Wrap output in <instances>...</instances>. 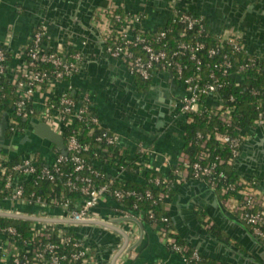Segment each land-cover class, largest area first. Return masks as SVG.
<instances>
[{"label": "built area", "instance_id": "1", "mask_svg": "<svg viewBox=\"0 0 264 264\" xmlns=\"http://www.w3.org/2000/svg\"><path fill=\"white\" fill-rule=\"evenodd\" d=\"M119 9L109 5L95 16L107 53L125 62L130 72L143 81H151L157 72L170 74L182 89L176 106L187 122L195 114L210 111L228 128L214 131L230 152L228 161L211 153V133L198 132L197 159L191 162L184 153V158L177 161V185L189 179L206 180L221 197L223 206L237 214L264 242V195L260 183L246 176L231 180L223 167L226 162L232 165L239 156L248 131L235 127L231 132L236 92L242 90L245 81L255 82L260 77L261 88H250V93L258 98V118L252 127L264 124V60L248 51L238 32H216L206 14L189 11L176 2L169 3L162 28H146L144 9L125 13ZM87 43V39H82L78 45L65 46L47 25H41L17 52L9 41L0 44V96H4L5 89L2 77L15 87L17 94L11 111L0 108V123L4 116L8 119L7 137L8 133L12 139L32 130L31 121L37 120L63 137L67 151L63 154L50 141L48 147L41 145L39 150L16 159L0 150V216L29 222V236L15 225L0 224V264H100L97 251L83 238L81 229H108L111 216L100 207L110 201L117 202L123 217L141 222L147 217L158 237L185 264H203L197 249L178 241L170 216L157 217L153 209L139 208L144 200H151L153 205L165 201L169 211V194L123 187L129 168L130 174L143 180L149 172L169 174V160H165L164 170L153 158V148L143 142H139L133 155L125 152L122 135L104 126L90 92L77 94L72 86L60 89L62 83L80 74ZM9 50L13 52L11 60ZM227 88L232 91L224 98L222 92ZM20 118L29 123L28 128L19 125ZM86 138H94L98 144L92 158L102 152L107 154L106 161H116L105 180L106 173L88 162L86 152L90 145L83 142ZM123 157L129 167L121 162ZM127 157L137 159L131 161ZM58 180H62L60 190L56 188ZM28 181H33L31 188L26 187ZM149 181L155 186L166 182L161 177ZM43 182L54 185L46 195L39 193ZM127 202H131V208ZM128 224V233L136 236L138 224Z\"/></svg>", "mask_w": 264, "mask_h": 264}, {"label": "crops", "instance_id": "2", "mask_svg": "<svg viewBox=\"0 0 264 264\" xmlns=\"http://www.w3.org/2000/svg\"><path fill=\"white\" fill-rule=\"evenodd\" d=\"M170 2L177 1L0 0V44L9 41L11 48L17 52L28 42L33 31L41 25H47L50 32L65 46L74 43L78 45L80 40L87 39L88 43L83 48V67L80 74L62 83L60 89L66 90L72 86L74 93L90 92L104 126L122 135V146L125 152L133 155L138 149L139 142L148 144L155 151L153 158L156 163L167 170L166 159L169 160L171 167L178 165L177 161L184 158V139L181 133L186 117L181 115V124L176 128L172 123L158 134H147L140 130L139 126L131 127L128 122H121L119 117L123 115V108L115 104L117 100L115 98L120 97V102L125 107L133 101L131 98L133 90H136L137 94L140 93V96L145 93L142 92L141 87L152 91L158 102L160 99L167 101V96L171 92L175 93V96L181 95L182 89L166 72H157L146 88L135 76L137 83L135 89L127 64L122 63L120 59H113L107 53L99 37L95 16L99 9L109 5H116L128 12L144 9L147 13L145 26L153 29L166 22ZM208 4L214 9L213 13L211 8L204 9L202 12H192L206 14L216 32H238L248 51L264 60V3L262 1L209 0ZM180 5L189 9L185 3ZM226 17L230 18L231 22L225 21ZM263 146L264 131L255 134L248 129L240 154L232 164L240 177L246 176L257 180L256 173L251 174L246 169L252 168L257 171L258 165L264 164ZM199 180L206 182L203 179ZM196 181L197 179H189L176 188L170 203L171 219L174 216L182 232L186 236H195L194 239L201 237L199 225L203 231L206 230L221 237L226 245L220 244L216 252L209 251V255H213L216 259L202 254L208 260L228 264H264V257L259 256L260 250L264 249L260 244L264 245V242L257 241L248 225L237 214L226 209L221 202V197L216 193L218 197L216 198L203 182L186 187L188 183ZM259 185L264 195V184ZM118 206L117 202L110 201L100 207L103 213L111 216L108 229L90 227V229H98L101 233L99 237L102 239L99 243L94 245L88 241L97 251L100 264H185L181 256L173 252L158 237L152 224L144 221H142L143 238L134 249H131L139 240L141 228L138 225L136 236L131 235L130 238H125L123 235L127 236L129 224L121 222L123 216ZM227 211L233 215H228ZM172 224L178 231L173 219ZM214 227L218 232L212 230ZM84 229L86 228H82L81 232ZM178 236L181 238L180 234ZM115 242H119V248L111 249L113 245L110 244ZM121 252L123 256L119 259ZM228 252L233 255L231 256Z\"/></svg>", "mask_w": 264, "mask_h": 264}, {"label": "trees", "instance_id": "3", "mask_svg": "<svg viewBox=\"0 0 264 264\" xmlns=\"http://www.w3.org/2000/svg\"><path fill=\"white\" fill-rule=\"evenodd\" d=\"M121 13H125V10L119 9L118 10ZM164 26H161V28ZM166 27V26H165ZM9 59L11 60L13 57L12 50H9L8 52ZM261 76V74L259 75ZM262 78L260 77L259 80L255 82L245 81V84L242 87V90L239 91L237 95V102L235 103L236 108L233 116V126L231 128V132L234 130L233 128L239 127L241 129L247 130L250 127L253 126L255 121L258 118V109H257V100L258 98L253 96L250 93V88H261L262 86ZM139 82L141 85H143L144 88L149 86L150 81H143L139 79ZM1 84L4 85V96L3 94L0 96V108L3 111H11L14 103L17 99V94L15 93V87L11 84H9L8 81L5 80L4 77L1 78ZM232 91L231 88H227L225 91L223 90L222 95L224 98L228 96L229 92ZM18 123L21 127L24 129L29 127V123L24 121L22 118L18 119ZM215 128H219L220 131H227V127L221 123L218 116H214L211 114L210 111L201 112L199 114L193 115V120L191 122L185 121L182 129V138L184 139V152L189 155V159L191 162L195 161L197 159V154L200 151L199 143L197 142L196 134L198 132L202 133H211L212 138L210 141V151L214 154H219L223 158H225L227 161L230 156V152L228 148L220 142V140L217 139L215 136ZM22 134V132L20 133ZM8 138H11V135L8 133ZM84 143H89L90 149L88 152H86V157L88 159V162L90 164H93L96 168L104 171L106 173L107 179L109 173V170L111 167H115V160H105L107 157V154L100 152V156L98 158H92L91 154L93 153V150L96 149L98 144L94 140V138H86L83 140ZM129 158V157H127ZM131 161L137 159V157H130ZM126 158L123 157L121 159V162L126 164L128 167L130 166L129 162L125 163ZM120 164V163H119ZM180 167L179 165H172L169 174L165 175L162 172H149L147 173L146 179L139 180L135 176L130 174L131 169H128V176L126 177V181L123 183V187L129 188V189H139L142 191H145L147 189H151L154 194H158L160 191H164L165 193L170 195V201H172L176 188L179 186L177 185V174H175V170ZM226 170L227 174L229 175L231 180H235L240 177V174L237 173V171L233 168L231 164L226 162V164L223 166ZM130 171V172H129ZM154 177H161L163 180H166V182H163L160 186L152 185L149 181L150 179ZM102 179L100 181H103ZM1 183V179H0ZM120 182L117 180V185H119ZM33 185V181H28L26 183V187L31 188ZM39 193L42 191L44 195L46 193L50 192V189L52 188L51 183L49 182H43L40 184ZM62 187V180H58V187L57 190H60ZM71 197L79 198V195H72ZM165 201L160 202L158 205H153L151 200H144L139 204V208L141 210L147 211L148 209H153L157 215V217H161L162 215L170 216V211L165 209ZM127 206L129 208L132 207L131 202H127ZM145 223L151 224L150 220L146 217L143 219ZM0 224L7 225L12 224L15 225L20 232L24 233V236H29V222L23 219H15V218H9V217H3L0 216ZM173 225V224H172ZM214 232L216 231L215 227L212 228ZM177 239L180 243H184L181 238L177 235ZM202 263L203 264H228V263H218L213 260H208L206 257L202 255Z\"/></svg>", "mask_w": 264, "mask_h": 264}, {"label": "water", "instance_id": "4", "mask_svg": "<svg viewBox=\"0 0 264 264\" xmlns=\"http://www.w3.org/2000/svg\"><path fill=\"white\" fill-rule=\"evenodd\" d=\"M181 1H183L186 5L189 6V9H188L189 11L202 12V11H204V9L211 8V6H209V4H208L209 0H181ZM260 1H262L264 3V0H260ZM213 12H214V9L211 8V13H213ZM226 20H229L231 22V19L228 17L225 18V21ZM121 62L123 63V61H121ZM129 76L131 78V81H132L135 89H136L137 83L135 80V78H136L135 75L129 71ZM129 88H130V85H129ZM133 96H134L133 98L135 99V101L133 100L131 102V104L126 105L125 107H124L123 103L120 102L121 101L120 97L115 98V99H117L115 104L122 107L123 109L126 108L127 112H125V113H128L126 115L123 114L122 117H119L122 123L128 122L129 126H131V127H138L139 126L140 130H143L147 134H150V133L158 134V133L164 131L166 129V127H168L170 124L173 123V119L170 118L168 115H166L165 112L160 113L161 115H160L159 119H156L155 117H153L154 115L152 113L156 114L157 112H155L154 110L151 109L152 106L150 103L145 105V107H144L145 111H143V113L146 117V120H142L141 118L139 120L138 119L136 120V119L132 118V116L130 114L131 108H129L128 106L136 107V104H137V107H138L139 105L143 104V102L140 99H138L139 97H141L140 93L139 94L136 93ZM175 98H176L175 93L171 92L167 96V101H165L164 99L159 100V105L162 107H166V108L172 107L174 109L176 106H174L172 104L174 103ZM128 111H130V112H128ZM177 113H179V112L177 111ZM31 124H32V130L27 131L26 133H24L22 135H16L11 139V138L7 137L8 119L6 116H4L2 119V122L0 123V150L4 153L8 154L11 159H16L17 157H19L23 153L35 152V151L39 150L41 148V139H46V140L54 143L55 145H57L62 150L63 154H65V155L67 154L66 147H65V141H64L63 137L56 134L45 123L38 122L37 120H35V121H31ZM249 131H251V133L253 132L255 134H260L262 131H264V124L259 125L258 127H250ZM262 156L264 157V146L262 147ZM258 168H259V170H257V171L255 169H252V168H247L246 170L248 172H250L251 174L256 173V178L259 181V183L264 184V164H261L260 166L258 165ZM198 182L199 183L203 182V184L206 186V188L209 191H211L216 198H218L216 196V192L204 181L197 180L196 182L188 183L186 185V187L194 186ZM175 201H176V199L174 200V202ZM227 214L233 215L228 211H227ZM171 215H173V213H171ZM172 219H173V222L175 223V225L177 227L178 234L181 235V239L183 240V242L187 243L192 248L197 249L201 254H203L205 256H209V257L216 259V257H214L213 255H209V251L216 252V251H218L217 248L219 247L220 244L226 245V243H223L221 237H219L218 235H216L212 232L210 233L209 231H206V230L203 231V228L201 227V225H199L200 229H198L201 233V237H199V239L198 238L194 239L195 236L194 237L186 236L182 232L181 228L178 227V224L176 222V218L174 216H172ZM131 221L136 222L141 228V235L139 237L138 242L135 245H133V247H131V249H134L141 242L143 235H144V230H143L142 222L137 220L136 218L123 217L121 219V222H125V223H129ZM128 232L129 231L127 230V236L123 235L125 238H127V237L130 238V234ZM81 234L84 236L85 240L89 241L91 244H94V245L96 243H99L102 239L101 237H99V236H101L100 231L98 229H90V227H87L86 229H84L81 232ZM251 234H252V232H251ZM254 237L257 241H259L261 243L260 239H258L256 236H254ZM119 242L118 243L115 242L114 244H112L113 247H111V249H118L119 245H120ZM260 246H263V248H264V245L260 244ZM220 252H221V250H220ZM239 252H241V251H239ZM122 253L123 252L119 253V256H121ZM228 254H230L231 256L233 255V253H231V252H228ZM259 256L264 257V249L260 250ZM246 262L249 263L248 261H246Z\"/></svg>", "mask_w": 264, "mask_h": 264}, {"label": "flooded vegetation", "instance_id": "5", "mask_svg": "<svg viewBox=\"0 0 264 264\" xmlns=\"http://www.w3.org/2000/svg\"><path fill=\"white\" fill-rule=\"evenodd\" d=\"M176 1H177L176 3H178V4L184 3L181 0H176ZM141 90H142V92H145V93H143V95H141V97H139L138 99H140L143 102V104L139 105L138 107H137V104H136V107L128 106L129 108H131V112L130 111H128V112H130L132 118H134L136 120L137 119L139 120L140 118L142 120H146V117H145L143 111H145V109H144L145 105L150 103L152 106L151 109L154 110L155 112H157L156 114L152 113L154 115L153 117H155L156 119H159L160 115H161L160 113L165 112L166 115H168L170 118L173 119V123L175 124L174 125L175 128L180 126L182 116H181V113H177V111L179 112V109L176 106L177 100H178V95L176 96L175 101L172 104V105L176 106L173 109L172 107L166 108V107L160 106L158 100L154 98L152 91L144 90L142 87H141ZM135 93H136V90H133L132 96H131L132 100H135L133 98L134 97L133 95ZM122 112H123L122 114H125V115L128 114V113H125V112H127L126 108L122 109ZM112 244H110V245L112 246Z\"/></svg>", "mask_w": 264, "mask_h": 264}, {"label": "rangeland", "instance_id": "6", "mask_svg": "<svg viewBox=\"0 0 264 264\" xmlns=\"http://www.w3.org/2000/svg\"><path fill=\"white\" fill-rule=\"evenodd\" d=\"M49 144V141L45 140V139H41V145H44L46 147H48L47 145Z\"/></svg>", "mask_w": 264, "mask_h": 264}]
</instances>
